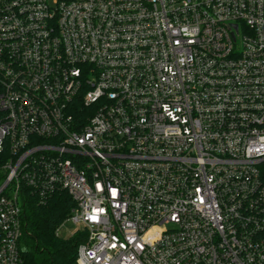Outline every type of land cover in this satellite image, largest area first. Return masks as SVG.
Listing matches in <instances>:
<instances>
[{"label":"built area","instance_id":"built-area-1","mask_svg":"<svg viewBox=\"0 0 264 264\" xmlns=\"http://www.w3.org/2000/svg\"><path fill=\"white\" fill-rule=\"evenodd\" d=\"M29 193L76 264H264V0H0V264Z\"/></svg>","mask_w":264,"mask_h":264},{"label":"trees","instance_id":"trees-1","mask_svg":"<svg viewBox=\"0 0 264 264\" xmlns=\"http://www.w3.org/2000/svg\"><path fill=\"white\" fill-rule=\"evenodd\" d=\"M75 203L67 193L54 195L45 202L29 193L23 213L24 264H76L78 248L85 242L86 233L78 230L70 238L59 235L68 221Z\"/></svg>","mask_w":264,"mask_h":264},{"label":"rangeland","instance_id":"rangeland-1","mask_svg":"<svg viewBox=\"0 0 264 264\" xmlns=\"http://www.w3.org/2000/svg\"><path fill=\"white\" fill-rule=\"evenodd\" d=\"M80 229V226L73 224L72 222H65L64 225L59 230V235L63 239H68L70 236L77 232ZM23 247V244H22Z\"/></svg>","mask_w":264,"mask_h":264}]
</instances>
